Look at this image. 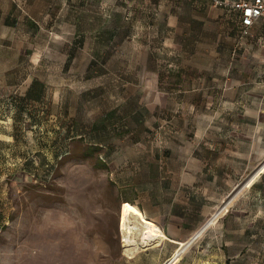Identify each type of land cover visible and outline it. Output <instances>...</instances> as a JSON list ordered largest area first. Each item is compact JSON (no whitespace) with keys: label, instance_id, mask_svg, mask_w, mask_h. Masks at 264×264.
I'll list each match as a JSON object with an SVG mask.
<instances>
[{"label":"rangeland","instance_id":"obj_1","mask_svg":"<svg viewBox=\"0 0 264 264\" xmlns=\"http://www.w3.org/2000/svg\"><path fill=\"white\" fill-rule=\"evenodd\" d=\"M259 31L216 0H0V264H163L185 242L128 255L120 214L183 187L213 224L175 264H264V169L218 211L264 161Z\"/></svg>","mask_w":264,"mask_h":264},{"label":"crops","instance_id":"obj_2","mask_svg":"<svg viewBox=\"0 0 264 264\" xmlns=\"http://www.w3.org/2000/svg\"><path fill=\"white\" fill-rule=\"evenodd\" d=\"M229 14L233 16L236 21V26L239 29L237 15L235 13ZM257 29H261V31H264V23L258 22L256 25H254V27H252V29L250 30V35L253 30ZM261 31L258 32L259 35L261 34ZM260 114L263 113L260 112ZM193 190H196V188L186 189L183 187L179 191H177L181 194V199L179 201H176V205H172L168 212L162 211L160 213H157L154 211L153 205H150V207L146 206L142 208H140L138 204L133 205H135L141 211V213L144 215L143 217L155 223L163 231L167 238L176 242H186L189 239H193L189 245L190 247L194 243V241L198 239L199 236H201L202 233H204L210 225L213 224L211 223L207 226H204L207 219L209 218L208 210L205 209V212H203V205L201 203L202 196L199 194V192ZM227 212L228 211H226L223 215H225ZM217 219H215L214 221H216ZM202 227L203 230L196 237L195 234ZM188 248L186 249V251L188 250Z\"/></svg>","mask_w":264,"mask_h":264},{"label":"bare ground","instance_id":"obj_3","mask_svg":"<svg viewBox=\"0 0 264 264\" xmlns=\"http://www.w3.org/2000/svg\"><path fill=\"white\" fill-rule=\"evenodd\" d=\"M264 169V161L259 165L245 180L240 182L234 190L223 201V206L218 208L219 213L224 209L231 207L232 203L247 189L252 180ZM120 230L123 251L128 255L137 250L144 249L146 246L153 245V242H160L165 238L163 231L153 222L146 221L132 209H123L120 214ZM213 218L209 219L207 224L211 223ZM199 231L195 234L198 236ZM153 237V242L149 237ZM193 239H189L179 249H177L163 264H175L185 253Z\"/></svg>","mask_w":264,"mask_h":264},{"label":"built area","instance_id":"obj_4","mask_svg":"<svg viewBox=\"0 0 264 264\" xmlns=\"http://www.w3.org/2000/svg\"><path fill=\"white\" fill-rule=\"evenodd\" d=\"M217 5L238 17L241 35L250 36V30L258 22L264 23V0H216Z\"/></svg>","mask_w":264,"mask_h":264},{"label":"trees","instance_id":"obj_5","mask_svg":"<svg viewBox=\"0 0 264 264\" xmlns=\"http://www.w3.org/2000/svg\"><path fill=\"white\" fill-rule=\"evenodd\" d=\"M260 179H261V180L264 179V174L261 176ZM256 187H258V185H257V184H254V185H252V186L250 187V189H254V188H256Z\"/></svg>","mask_w":264,"mask_h":264}]
</instances>
